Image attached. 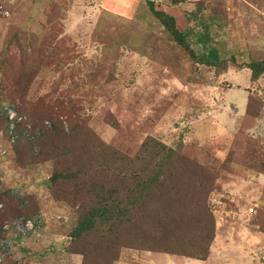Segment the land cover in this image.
<instances>
[{"label":"rangeland","instance_id":"obj_1","mask_svg":"<svg viewBox=\"0 0 264 264\" xmlns=\"http://www.w3.org/2000/svg\"><path fill=\"white\" fill-rule=\"evenodd\" d=\"M151 3L190 31L189 48L164 30ZM8 7L10 19L0 20V98L21 96L17 108L34 139L11 146L0 119V223L27 211L17 195L46 223L43 237L17 245L15 220L6 225L0 241L8 264L82 263L68 240L77 207L53 196L54 163L37 161L53 128L45 105L57 101L54 111L75 112L93 147L76 156L82 170L95 162L99 142L133 157L154 138L176 149L208 190L206 217L195 221L216 235L206 261L127 251L121 264H264V73L252 83L246 68L264 61V0H9ZM200 35L218 50L217 66L198 60ZM68 117L60 120L70 133ZM187 187L177 190L188 200L198 195ZM150 227L167 233L161 219Z\"/></svg>","mask_w":264,"mask_h":264},{"label":"trees","instance_id":"obj_2","mask_svg":"<svg viewBox=\"0 0 264 264\" xmlns=\"http://www.w3.org/2000/svg\"><path fill=\"white\" fill-rule=\"evenodd\" d=\"M8 1L6 8L10 11ZM151 11L164 30L173 36L175 43L189 48L190 31L179 30L175 18L164 11L155 10L152 3ZM10 17H0V20H8ZM204 39L207 40L206 36L200 35L196 40L205 51L198 60L204 65L217 66L221 63L219 52ZM246 68L251 71V80L255 83L264 73V61L250 63ZM20 98L18 96L17 101L11 100L10 103L0 98V119L6 124V134L9 133V122L4 113V105L16 108L18 114L23 113L17 108ZM56 103L62 107V102ZM57 104L51 107L45 105L46 119L53 123V128L47 129L42 136L46 141L42 144L37 161L54 163L53 174L49 179L53 196L73 209L77 207L74 212L77 218L68 233V240L78 246L73 254L82 257L81 264H121L123 254L127 251L206 261L216 235L209 231L208 226L198 230L195 221L206 217V205L201 201L206 196L204 191L207 193L208 190H204L202 179L193 181V167L187 164L181 154L154 138L144 142L133 157L99 142L100 146L94 150L95 162L87 170H82L76 163V156L80 152L85 157L88 154L84 153L93 151V147L88 150L85 146L83 139L87 133L82 134L76 113H62L60 109L54 111ZM61 117H68L73 123L70 133L65 132ZM24 126L20 125L22 129L16 132L18 135L25 130ZM22 140L25 139L19 140L18 146L30 144H21ZM184 186H188L192 194L195 189L199 197L192 196L188 200L186 197L190 194L177 190ZM16 198L24 205L23 208L29 210L19 211L14 218L1 222L0 238L7 237L9 231L4 227L13 220L21 217L33 219L41 215L35 214L36 211H32L34 209L24 204V196L17 195ZM157 219H161L167 226L166 234L159 228L153 230L150 227ZM204 228L207 230L202 231ZM176 239H180L177 243L179 247L174 244ZM21 240L15 238L12 241L17 245ZM94 247L95 257L96 253L100 257L97 259V255L95 261H92ZM9 261L10 257L3 254L1 264H8Z\"/></svg>","mask_w":264,"mask_h":264},{"label":"built area","instance_id":"obj_3","mask_svg":"<svg viewBox=\"0 0 264 264\" xmlns=\"http://www.w3.org/2000/svg\"><path fill=\"white\" fill-rule=\"evenodd\" d=\"M7 0H0V17H10V11L6 8ZM5 116L9 122V142L11 145L15 146L19 135L16 133L18 130H21V123L24 122L23 116L19 115L14 107H5L4 108ZM253 211V210H251ZM44 221L41 218V215L34 217L32 220H26L20 218L14 221L15 230L13 229V236L15 238H26L31 232H35L38 236L43 229ZM5 229L8 230L9 227L5 226ZM13 242V241H12ZM14 244V243H13ZM0 253L6 254V249L4 247V241H0ZM3 254L0 255V264L3 261Z\"/></svg>","mask_w":264,"mask_h":264},{"label":"clouds","instance_id":"obj_4","mask_svg":"<svg viewBox=\"0 0 264 264\" xmlns=\"http://www.w3.org/2000/svg\"><path fill=\"white\" fill-rule=\"evenodd\" d=\"M21 124H23V123H21ZM21 129H22V127H21ZM9 134V133H8ZM8 138H9V136H8ZM25 139V140H27V141H32L34 138H33V136L30 134V133H28L27 132V128H25V130L23 129L22 131H21V134H19V138H18V140H17V144H18V142H19V140H21V139ZM9 144H10V142H9ZM17 144L15 145V146H17ZM11 145V144H10ZM11 146H13V145H11ZM21 218H24V219H26V220H32V219H27V218H25V217H21ZM20 219V218H19ZM17 220V219H16ZM45 225H46V223L44 222L43 223V229H42V231H41V233H40V236H38L39 238H41V237H43V232H44V229H45ZM36 233L35 232H31L26 238H28V237H30V236H35V238H36ZM26 238H24V239H26ZM24 239H22V240H24Z\"/></svg>","mask_w":264,"mask_h":264},{"label":"crops","instance_id":"obj_5","mask_svg":"<svg viewBox=\"0 0 264 264\" xmlns=\"http://www.w3.org/2000/svg\"><path fill=\"white\" fill-rule=\"evenodd\" d=\"M260 81V80H259ZM177 259V258H176ZM194 262H197L198 263V261H194Z\"/></svg>","mask_w":264,"mask_h":264}]
</instances>
